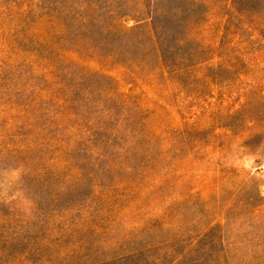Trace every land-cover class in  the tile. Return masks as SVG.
<instances>
[{
  "label": "rangeland",
  "instance_id": "rangeland-1",
  "mask_svg": "<svg viewBox=\"0 0 264 264\" xmlns=\"http://www.w3.org/2000/svg\"><path fill=\"white\" fill-rule=\"evenodd\" d=\"M0 264H264V0H0Z\"/></svg>",
  "mask_w": 264,
  "mask_h": 264
}]
</instances>
